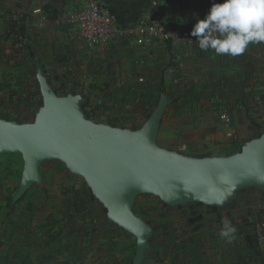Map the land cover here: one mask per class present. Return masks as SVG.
<instances>
[{"label":"crops","instance_id":"obj_1","mask_svg":"<svg viewBox=\"0 0 264 264\" xmlns=\"http://www.w3.org/2000/svg\"><path fill=\"white\" fill-rule=\"evenodd\" d=\"M101 1L126 29L153 16L168 24L173 35L163 41L139 42L132 37L89 45L73 38L62 25L65 10L71 6L69 0H0V50L6 51L11 61H16L19 53L23 56L28 71L25 85L36 87L35 95L24 98L25 116L35 118L44 105L41 74L54 91L68 90L65 95L55 91L59 96H80V111L96 125L139 132L160 101H165L154 145L171 156L233 159L254 141L264 140V44H251L240 56H218L200 49L191 35L197 20L221 0ZM21 27L25 37L23 46L17 48L14 39ZM183 32L189 33L190 41L180 40ZM136 87L158 95L153 108L138 107L133 92ZM222 113L231 114V126L223 123ZM143 196L162 204L157 210L159 219L148 223L152 236L171 234V245L162 243L163 248L171 250L173 241L188 236L189 246L200 249V261L217 253L223 259L224 251L233 249L242 264H264V181L238 185L210 201L171 205L158 195L142 193L134 204ZM164 206L175 208V212L164 211ZM107 217L112 222L108 213ZM224 219L237 225V245L220 237ZM213 233L217 239L212 238ZM149 245L145 259L147 252L151 259L156 257L152 240Z\"/></svg>","mask_w":264,"mask_h":264},{"label":"water","instance_id":"obj_2","mask_svg":"<svg viewBox=\"0 0 264 264\" xmlns=\"http://www.w3.org/2000/svg\"><path fill=\"white\" fill-rule=\"evenodd\" d=\"M44 105L33 122L0 120V154L22 152L25 172L20 193L38 181L43 155L61 156L85 176L110 220L137 236L133 264H142L152 228L134 212L142 193L171 205L214 200L224 191L264 181V140L233 159L186 160L158 150L154 139L164 110L161 100L143 130L96 125L80 111L81 97L59 96L40 74Z\"/></svg>","mask_w":264,"mask_h":264},{"label":"rangeland","instance_id":"obj_3","mask_svg":"<svg viewBox=\"0 0 264 264\" xmlns=\"http://www.w3.org/2000/svg\"><path fill=\"white\" fill-rule=\"evenodd\" d=\"M19 55L16 61H11L7 52L0 50V120L28 123L35 118L25 116L23 102L30 94L35 95L36 87L25 85L28 71L23 56ZM25 163L22 152L0 154V264H128L132 261L137 254V236L133 232L115 223L122 229L120 236L104 239L98 233V223L88 216L85 218L86 211L75 208L77 191L81 196L89 192L102 202L85 176L74 170L66 158L43 155L37 171L39 180L21 194ZM160 203L148 196L140 197L134 204V212L145 222H156ZM78 227L81 230H75ZM155 232L158 233L157 228ZM151 240L157 259L149 258L147 252L143 264H170L174 255L182 259L181 264L240 261L233 249L224 251L223 259L217 253L200 261L197 255L200 249L189 246L188 236L173 241L171 250L162 247V243L171 245V234H154ZM232 243L237 245L234 239Z\"/></svg>","mask_w":264,"mask_h":264},{"label":"clouds","instance_id":"obj_4","mask_svg":"<svg viewBox=\"0 0 264 264\" xmlns=\"http://www.w3.org/2000/svg\"><path fill=\"white\" fill-rule=\"evenodd\" d=\"M191 35L200 49L218 56L243 55L251 44H264V0H221L213 3L203 19H198ZM223 204V201L217 202ZM219 235L231 243L236 232L228 219Z\"/></svg>","mask_w":264,"mask_h":264},{"label":"built area","instance_id":"obj_5","mask_svg":"<svg viewBox=\"0 0 264 264\" xmlns=\"http://www.w3.org/2000/svg\"><path fill=\"white\" fill-rule=\"evenodd\" d=\"M69 1L71 6L65 10L62 25L73 38L81 39L89 45L114 43L132 37L139 42L163 41L173 35L171 28L160 17L147 16L139 24L126 29L101 0ZM190 38L188 32L180 36V40L190 41ZM140 81L143 79L140 78ZM221 120L227 126L233 123L230 113H222ZM233 132L231 130L230 134Z\"/></svg>","mask_w":264,"mask_h":264},{"label":"trees","instance_id":"obj_6","mask_svg":"<svg viewBox=\"0 0 264 264\" xmlns=\"http://www.w3.org/2000/svg\"><path fill=\"white\" fill-rule=\"evenodd\" d=\"M23 37H25V28L21 27L18 29V31H16V37L14 39L15 44L20 45L22 47ZM55 91L60 95H65L68 93V90L65 87L64 88L62 87L60 89L59 88L55 89ZM133 92H134L135 100L137 102L138 107L146 108V110L153 108L159 99L158 95L156 96L152 93H147L145 92V89L141 87H136L135 89H133ZM74 204H75L76 209L84 210L87 212V215L84 216L85 218L88 216V218H90V220H93L94 223H98V233L102 235V238L114 239L120 236V234L122 233V229L119 226L115 225L114 223H111L108 220L107 213H106V210L103 204L95 200L89 192H87L85 196H81L80 191H77ZM163 209L164 211H167L170 213L175 212L174 211L175 208L170 207V206H164ZM232 224L234 226L233 221H232ZM75 230H81V228L78 227ZM157 232H159V228L157 229ZM211 236L212 238H216V235H214V233L211 234ZM149 258H152V257H149ZM153 259H157V258L154 257ZM172 260H173L172 263L181 264L180 260L178 259V256L176 255L173 256ZM202 264H205V263H202ZM236 264H242V263L239 261Z\"/></svg>","mask_w":264,"mask_h":264}]
</instances>
